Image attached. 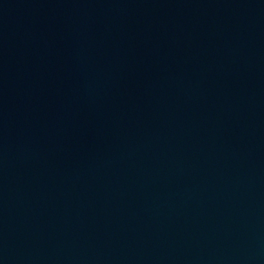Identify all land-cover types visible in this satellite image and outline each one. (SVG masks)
<instances>
[{"label":"water","instance_id":"obj_1","mask_svg":"<svg viewBox=\"0 0 264 264\" xmlns=\"http://www.w3.org/2000/svg\"><path fill=\"white\" fill-rule=\"evenodd\" d=\"M0 264H264V0H0Z\"/></svg>","mask_w":264,"mask_h":264}]
</instances>
